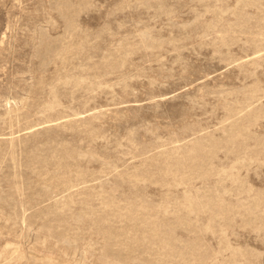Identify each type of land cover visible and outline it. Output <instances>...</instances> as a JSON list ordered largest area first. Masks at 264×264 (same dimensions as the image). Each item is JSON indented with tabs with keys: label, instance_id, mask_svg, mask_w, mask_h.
<instances>
[{
	"label": "rangeland",
	"instance_id": "obj_1",
	"mask_svg": "<svg viewBox=\"0 0 264 264\" xmlns=\"http://www.w3.org/2000/svg\"><path fill=\"white\" fill-rule=\"evenodd\" d=\"M0 264H264V0H0Z\"/></svg>",
	"mask_w": 264,
	"mask_h": 264
}]
</instances>
